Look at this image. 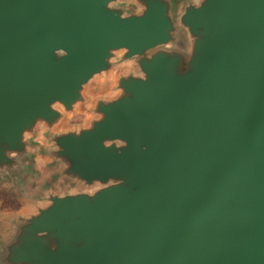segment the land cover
Here are the masks:
<instances>
[{"label": "water", "instance_id": "water-1", "mask_svg": "<svg viewBox=\"0 0 264 264\" xmlns=\"http://www.w3.org/2000/svg\"><path fill=\"white\" fill-rule=\"evenodd\" d=\"M0 0V168L55 128L117 52L87 128L53 137L92 192L48 197L15 224L0 264H264V0H200L171 48L167 0Z\"/></svg>", "mask_w": 264, "mask_h": 264}, {"label": "rangeland", "instance_id": "rangeland-1", "mask_svg": "<svg viewBox=\"0 0 264 264\" xmlns=\"http://www.w3.org/2000/svg\"><path fill=\"white\" fill-rule=\"evenodd\" d=\"M169 15L175 27L174 41L171 48L188 56L191 40L180 17L188 4H198L200 0H167ZM115 7L124 13L140 12L143 7L135 0H115ZM117 52L111 60L108 71L94 75L83 89L84 101L64 114L63 120L53 129L37 123L36 130L27 137L29 151L23 155L20 165L15 168H0V246L14 233L15 224L23 217L33 213L36 207L48 204V197L53 194L63 195L74 192H92L96 187H86L78 180L63 173L62 160L57 159L53 151V137L67 131L87 128L94 116V103L98 99L110 100L118 95L116 80L125 74L141 75L136 65V57L125 59Z\"/></svg>", "mask_w": 264, "mask_h": 264}]
</instances>
